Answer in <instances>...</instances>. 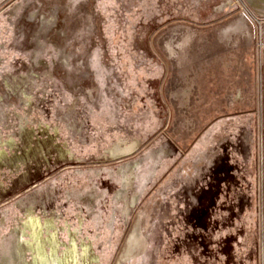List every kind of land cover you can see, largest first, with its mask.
<instances>
[{
  "label": "rangeland",
  "instance_id": "obj_1",
  "mask_svg": "<svg viewBox=\"0 0 264 264\" xmlns=\"http://www.w3.org/2000/svg\"><path fill=\"white\" fill-rule=\"evenodd\" d=\"M0 264H264V0H0Z\"/></svg>",
  "mask_w": 264,
  "mask_h": 264
},
{
  "label": "flooded vegetation",
  "instance_id": "obj_2",
  "mask_svg": "<svg viewBox=\"0 0 264 264\" xmlns=\"http://www.w3.org/2000/svg\"><path fill=\"white\" fill-rule=\"evenodd\" d=\"M217 44H218V43H217ZM217 44H216V45H217ZM215 47H216V48H215L216 50L220 51V48H221V47H220L219 44H218L217 46H215Z\"/></svg>",
  "mask_w": 264,
  "mask_h": 264
}]
</instances>
